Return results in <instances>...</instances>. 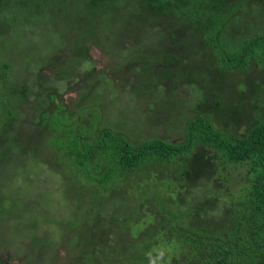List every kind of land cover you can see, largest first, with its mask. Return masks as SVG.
<instances>
[{
	"label": "trees",
	"instance_id": "trees-1",
	"mask_svg": "<svg viewBox=\"0 0 264 264\" xmlns=\"http://www.w3.org/2000/svg\"><path fill=\"white\" fill-rule=\"evenodd\" d=\"M49 32L53 40L42 44ZM99 38L115 66L124 62L122 77L139 67L151 90L165 87L171 117L146 115L132 119L135 127L111 117L118 102L95 89L98 69L88 62ZM201 51L216 59L218 76L254 68L264 79V0H0V138L16 148L13 164L31 173L44 159L61 175L69 202H81L78 215L60 218L51 231L64 227L69 254L77 252L64 264H264V82L249 86L257 92L251 103L246 88L236 91L247 112L243 130L237 121L218 127L199 112L212 107L233 119L234 109L229 115L219 101L211 106L207 90L191 115L178 113L184 104L176 90L198 72L195 61L213 73ZM165 61L168 77L158 72ZM81 65L87 69L78 83L72 77ZM30 70L36 87H46L51 73L67 88L37 91L24 78ZM154 127L175 138H144ZM16 202L32 229L41 215ZM43 235L25 236L36 248L51 244Z\"/></svg>",
	"mask_w": 264,
	"mask_h": 264
},
{
	"label": "rangeland",
	"instance_id": "rangeland-1",
	"mask_svg": "<svg viewBox=\"0 0 264 264\" xmlns=\"http://www.w3.org/2000/svg\"><path fill=\"white\" fill-rule=\"evenodd\" d=\"M53 38L54 36L50 32L49 34L45 33L42 44H49ZM99 40L100 38L95 40L94 43H91L89 47L90 58L88 62H90V64L93 66H96L98 69L97 74L94 77L98 83V86H96L95 89H99V91L105 94L107 97L111 98L115 102H118L116 105V111L119 114H115V110L111 109L110 113L112 112L115 114L113 116L110 114L111 117L117 121L125 118L131 123L129 126H134V121L132 119H139V123L144 122L143 118L146 115L153 116L152 118H154V122H156V119L158 121H163L165 115L171 117L169 109L172 112V107L167 102L169 101V98L165 94V87L159 86L158 88L153 89L156 91L155 98H153L151 95H149V98H146L145 96L152 94L153 90H151V84L148 86L144 84L143 80L145 75L139 71V67L134 68L133 74H127L125 78L122 77L121 74L123 73L122 68L124 62L121 61L115 66V59L108 57L105 49L98 45L100 44ZM34 46L36 47V44L31 47L32 50H36ZM164 48L166 55H168L170 53V47L165 44ZM202 51L200 52L199 59L205 61L207 63L206 65L210 64V69L213 73H211V75L208 73L204 74L205 70H201L204 67L195 61L198 67V72H196L194 75H184L183 78L189 81L188 84H179L176 90L177 99L184 104V106L181 107V112H177L191 115L192 111H196L199 108V105L202 104V97L200 95L201 92L207 90L209 93L207 96L211 106L213 102L219 101L220 108H224V113L229 115H231L230 110L234 109L235 113L231 115L233 119L230 121L229 116L227 117L226 115L223 117V114H220L215 109H211L212 107L205 108L208 110L199 108V112L208 111L213 120H215V124L218 127H224L225 129L226 127L229 128L230 125L237 123L238 129L243 130L245 128V122L247 123L248 121V119L246 120L245 115L247 112L246 109L239 104L240 100L239 97H237L238 94L236 91L240 90L241 86L244 89L246 88L247 91L244 93L247 96V101L251 103L253 98L255 96L257 97V92H252L249 86L252 84H262L264 79L258 75L254 68L252 70L247 69L244 71H233L230 76L224 74H220V76H218V73L215 72L219 66L218 62L216 59H213V57L211 59L213 61L211 62L210 58L204 56ZM125 56L128 57L129 55L125 54ZM132 60L135 61L134 58ZM190 62L192 64V58H190ZM165 64L166 65H164V67L160 66L158 68V72L166 71L163 76L168 77L167 75H169L170 68L169 61H165ZM179 68L180 66L175 63L173 69L178 70ZM86 69L87 68H85V66L83 67L81 65L80 69L76 71V75H73L72 79H75L76 77L77 82L81 83L82 81L79 79L86 73ZM102 70H105L107 73L104 74V77H101L99 74ZM31 72L32 71L30 70L28 72L29 74L27 73L24 78L28 79V82L31 83L30 85H32L33 88L36 87L33 85V82L37 81V76ZM45 75L46 81L49 78V84L46 86L48 88L44 87L43 84L41 87L37 86L35 90L38 91L40 90L39 88L42 90L52 89L54 91H59L60 94H63L64 89H66L67 86L65 85L61 87V82L55 78H52L51 73H47ZM112 78L117 82L115 85H113V87H111ZM221 82V87H217ZM167 85L168 86H166V88L171 86V84L168 83ZM88 86L89 85L84 83L80 89H85ZM199 95L200 98L198 99ZM198 101L200 102L198 103ZM155 102L160 104H157L158 108H160L161 105L163 108H151L150 106L154 105ZM233 105H235V108L232 107ZM203 107L204 106H201V108ZM162 110L164 111L163 113ZM120 114L123 116H120ZM124 115H129L131 118L128 119V117H124ZM179 115L180 114L177 115V118ZM217 119H219V122H216ZM176 121L178 122V120ZM234 121L237 122L234 123ZM150 125L152 124L150 123ZM148 130L149 131L146 136L145 133H143L144 138L158 137L163 139L165 134L169 139H173L174 137L173 135H167L168 133H166V131L160 127H154L152 129L148 128ZM5 137L6 136L1 134L0 198H3V202L0 206V216H3V219L0 222V262L3 261V264H64L65 261H68V259L72 257V255L76 256L77 252L74 254H69L71 252H69L70 244L67 240L68 233L64 227L61 226V234L59 235L57 232L51 234V231L54 230V227L58 224L57 221L60 218L66 217L67 219L71 218L73 215H78L74 213L75 210L77 209V212H79L80 209H83V206L81 205L80 201H75L72 203L69 202L67 191L65 190V182L61 179V175L51 170L50 167L46 165L47 162L44 159H39L38 163L41 162L42 164L39 163V165H37L36 171L31 173L26 172L25 167L22 168L21 164H13V160L17 155V151L14 147L11 149V146L7 144L8 139ZM5 152L8 161L5 159ZM27 159L31 160L30 156H27ZM12 165L15 166V170L13 171L10 169L12 167H7ZM226 171L228 172L230 169H226ZM7 173L10 176H7ZM14 180L16 181V184H14ZM122 189L123 190H120L121 195L122 192L126 193L124 191L125 188ZM4 192L6 194H4ZM12 199L14 200V203L16 200L20 201L23 205L22 207L27 208V210L30 209L31 214L32 212L35 213L36 211L37 214L41 215L37 217V225L32 227V229L31 227L27 229L26 227L28 226H24V223L28 218L26 216V212H17V202L14 204ZM81 201L86 203L85 199H81ZM86 211L87 210H84V212ZM33 218L34 216L31 215L28 225ZM52 218L55 219L52 221V223H46V220H52ZM32 222L34 221L32 220ZM57 227H59V224ZM57 229L58 228L55 227V230ZM27 231L33 232L34 236L36 237H41L44 236L43 234H48L45 235V237L49 239L48 243L51 244L46 246H38L35 248V246H33L31 243V238L25 236L28 233ZM10 241L13 243L9 244ZM155 250V252L160 251L159 248H156ZM95 257V254H92L93 260H95Z\"/></svg>",
	"mask_w": 264,
	"mask_h": 264
}]
</instances>
